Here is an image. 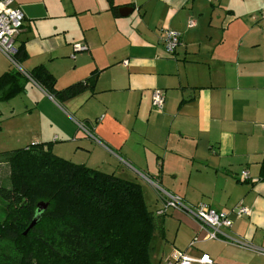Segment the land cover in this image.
Here are the masks:
<instances>
[{
    "label": "crops",
    "instance_id": "obj_1",
    "mask_svg": "<svg viewBox=\"0 0 264 264\" xmlns=\"http://www.w3.org/2000/svg\"><path fill=\"white\" fill-rule=\"evenodd\" d=\"M12 5L23 13L16 37L25 49L23 70L43 65L56 89L96 75L61 101L31 80L16 96L0 99V132L12 135L8 142L15 148L50 142L72 162L138 181L151 210L161 202L142 174L186 203L249 208L244 216L231 214L223 231L254 248L208 239L178 208L168 207L164 216L154 211L165 236L156 230L153 264L176 261L180 253H207L215 264H264L257 250L264 249V0ZM125 6L131 11L124 16ZM167 28L180 34L173 54L163 44ZM78 43L87 48L74 51ZM11 68L0 51V75ZM155 89L164 95L161 110L152 105ZM244 170L249 179H242Z\"/></svg>",
    "mask_w": 264,
    "mask_h": 264
},
{
    "label": "trees",
    "instance_id": "obj_2",
    "mask_svg": "<svg viewBox=\"0 0 264 264\" xmlns=\"http://www.w3.org/2000/svg\"><path fill=\"white\" fill-rule=\"evenodd\" d=\"M25 56L19 43L14 60L21 64ZM11 65L0 75L1 100L16 96L31 80L61 101L96 75L56 89L55 78L43 65L28 71ZM0 157L11 168V187H0L5 203L0 240L13 242L20 254L18 262L0 264H153L155 232L165 235L156 223L158 208L150 209L140 182L72 162L54 153L50 142L3 151ZM40 202L47 205L38 212Z\"/></svg>",
    "mask_w": 264,
    "mask_h": 264
},
{
    "label": "built area",
    "instance_id": "obj_3",
    "mask_svg": "<svg viewBox=\"0 0 264 264\" xmlns=\"http://www.w3.org/2000/svg\"><path fill=\"white\" fill-rule=\"evenodd\" d=\"M13 0H0V51L3 55L13 64L20 66L15 62L14 55L17 52L16 37L19 34L22 23L23 13L20 9L14 7ZM180 34L177 31L167 28L163 31V44L165 51L173 54L179 45ZM74 51L85 50L86 44L78 43L73 45ZM22 70V68H20ZM164 95L159 89L152 91V105L155 109L161 110L163 108ZM77 126L85 131L86 127L81 122L76 123ZM264 128V124L262 125ZM89 134V133H88ZM142 177L153 185L158 198L161 202V207L156 210L158 215L166 214L168 207H175L195 219L202 228L206 229L208 239L225 240L235 243L244 248H254L247 240L240 238H233L223 231L225 228H230L232 220L231 214L236 216H244L249 213V208L241 202L237 203L230 210L216 211L212 209L208 203L199 202L190 204L183 201L182 197L178 194L172 193L163 188L159 183L150 180L146 175ZM242 179H249L246 170L241 173ZM257 249V248H256ZM264 254V249H257ZM167 264H215L212 258L207 253H202L198 258L190 257L184 253H180L176 261H170Z\"/></svg>",
    "mask_w": 264,
    "mask_h": 264
},
{
    "label": "rangeland",
    "instance_id": "obj_4",
    "mask_svg": "<svg viewBox=\"0 0 264 264\" xmlns=\"http://www.w3.org/2000/svg\"><path fill=\"white\" fill-rule=\"evenodd\" d=\"M18 65L20 66V68L23 69L24 66L22 64H18ZM11 136L9 135V133L6 132V130H2V132H0V153H2L4 150L9 151L11 150V148H15L14 146H17L15 144H10L8 142L10 141ZM108 171H110V169H107V173ZM104 172H106V170ZM10 173H11V168L9 162L5 157H0V187H5V188L11 187ZM4 205H5L4 201L0 198V220H2V218L4 217V211H3ZM175 227L176 225L174 224L173 228L175 229ZM160 241L162 242L161 244L165 243V241L159 240V242ZM153 243L156 244V240H153ZM19 257L20 254L15 249L13 242L7 239L0 240V261L6 260L4 261L5 263L18 262Z\"/></svg>",
    "mask_w": 264,
    "mask_h": 264
},
{
    "label": "water",
    "instance_id": "obj_5",
    "mask_svg": "<svg viewBox=\"0 0 264 264\" xmlns=\"http://www.w3.org/2000/svg\"><path fill=\"white\" fill-rule=\"evenodd\" d=\"M131 11V8L129 9V7L125 6L121 8V14L122 15H127L129 12ZM46 203L40 202L37 204V211H41L42 209L46 208ZM38 214L31 220L30 224L28 225V227L25 229L24 234L27 233V231L33 226L35 225L36 221L38 220Z\"/></svg>",
    "mask_w": 264,
    "mask_h": 264
}]
</instances>
